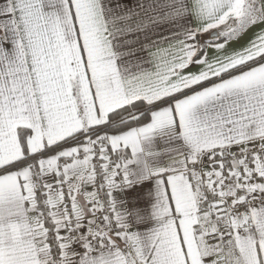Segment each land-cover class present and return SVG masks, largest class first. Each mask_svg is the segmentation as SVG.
Instances as JSON below:
<instances>
[{
	"label": "snow or ice",
	"instance_id": "snow-or-ice-1",
	"mask_svg": "<svg viewBox=\"0 0 264 264\" xmlns=\"http://www.w3.org/2000/svg\"><path fill=\"white\" fill-rule=\"evenodd\" d=\"M0 264H264V0H0Z\"/></svg>",
	"mask_w": 264,
	"mask_h": 264
},
{
	"label": "crops",
	"instance_id": "crops-1",
	"mask_svg": "<svg viewBox=\"0 0 264 264\" xmlns=\"http://www.w3.org/2000/svg\"><path fill=\"white\" fill-rule=\"evenodd\" d=\"M135 0H129L130 4H134Z\"/></svg>",
	"mask_w": 264,
	"mask_h": 264
}]
</instances>
